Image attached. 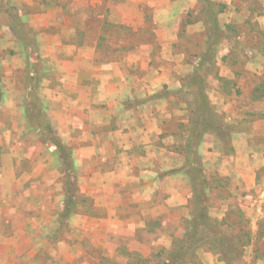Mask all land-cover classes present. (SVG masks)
Returning <instances> with one entry per match:
<instances>
[{"label": "rangeland", "instance_id": "obj_1", "mask_svg": "<svg viewBox=\"0 0 264 264\" xmlns=\"http://www.w3.org/2000/svg\"><path fill=\"white\" fill-rule=\"evenodd\" d=\"M260 195L264 0H0V264H264Z\"/></svg>", "mask_w": 264, "mask_h": 264}, {"label": "trees", "instance_id": "obj_2", "mask_svg": "<svg viewBox=\"0 0 264 264\" xmlns=\"http://www.w3.org/2000/svg\"><path fill=\"white\" fill-rule=\"evenodd\" d=\"M210 13H212V12H210ZM36 107L37 106L33 105V110L37 111L38 108H36ZM39 113L40 112H38V114ZM41 117H42V115L38 116V119H40ZM42 125L47 130L48 138H49L50 142L59 151V153L61 155L62 162H63V166H64L66 172L68 173V176L70 177L71 181L73 182V180H75L74 178L76 176L77 170H76V167L74 166L71 154H70L67 146L64 143H62V141L57 136L53 126L51 125V123L49 121L42 122ZM71 181H70V183H71ZM72 190L73 189H71L70 192H72ZM76 211H77V202L75 201L73 194L69 193L66 196V200H65L64 205H63V209L61 212V220L65 221V220L69 219ZM181 252H182V250H177V251L173 252L171 254V258L176 260L179 257ZM167 263H168V261L165 262V264H167Z\"/></svg>", "mask_w": 264, "mask_h": 264}, {"label": "crops", "instance_id": "obj_3", "mask_svg": "<svg viewBox=\"0 0 264 264\" xmlns=\"http://www.w3.org/2000/svg\"><path fill=\"white\" fill-rule=\"evenodd\" d=\"M160 193H162V192H160ZM160 197H162V194H160ZM259 197H261V198H264V195H260ZM156 198H157V197H156ZM247 198L250 200L251 198H255V197H254V196H252V195H247ZM153 204H154V203L152 202V203H151V205H153ZM148 206L150 207V202H149ZM156 207H157V208H160V213H161V212H162V210H161V209H162V207H163V206H162V205H160V204H159V205L157 204V205H156ZM150 213H151V214H158V212H157L156 210H155V211H153V212H152V211H150ZM251 213L253 214V213H254V211H252Z\"/></svg>", "mask_w": 264, "mask_h": 264}]
</instances>
